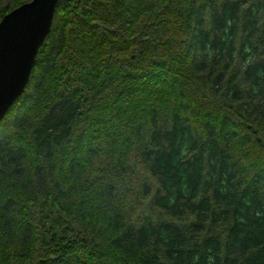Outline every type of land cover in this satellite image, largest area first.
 I'll return each instance as SVG.
<instances>
[{
    "label": "trees",
    "instance_id": "16d2710c",
    "mask_svg": "<svg viewBox=\"0 0 264 264\" xmlns=\"http://www.w3.org/2000/svg\"><path fill=\"white\" fill-rule=\"evenodd\" d=\"M0 264H264V0H57L0 119Z\"/></svg>",
    "mask_w": 264,
    "mask_h": 264
},
{
    "label": "water",
    "instance_id": "95a60500",
    "mask_svg": "<svg viewBox=\"0 0 264 264\" xmlns=\"http://www.w3.org/2000/svg\"><path fill=\"white\" fill-rule=\"evenodd\" d=\"M57 0H25L0 17V119L28 81Z\"/></svg>",
    "mask_w": 264,
    "mask_h": 264
}]
</instances>
